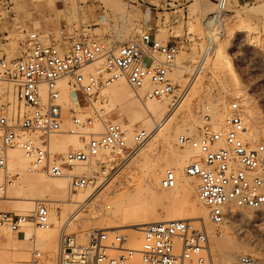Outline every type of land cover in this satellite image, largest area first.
Here are the masks:
<instances>
[{
  "label": "built area",
  "instance_id": "built-area-1",
  "mask_svg": "<svg viewBox=\"0 0 264 264\" xmlns=\"http://www.w3.org/2000/svg\"><path fill=\"white\" fill-rule=\"evenodd\" d=\"M5 24L22 31L6 0L0 2V28ZM25 33L19 57L9 58L0 51V172L7 166L8 151L18 147L28 160L30 172L64 178L69 191L89 190L95 194L152 139L156 128L136 129L129 145L121 123L106 119L102 110L86 113L84 104L92 108L102 87L123 79L134 90L147 85L145 97L167 101L168 113L173 114L185 100L191 83L180 87L169 77L182 44H163L149 30L115 47L63 30L59 38ZM6 38L0 36V41ZM91 65L96 67L88 71ZM64 93L73 101H64ZM209 116V108H205L202 120L208 123ZM67 119L69 125L63 130ZM96 121L102 124V131L95 138L88 136L86 141L85 130ZM61 133L82 139L85 147L51 153L49 137ZM245 133L243 109L236 100L229 103L217 130L205 125L198 137L180 135L177 139L180 147L197 151L183 174L198 180L196 196L209 222L217 228L224 223L230 207L251 211L264 207V138L250 143ZM94 160L99 164L97 171L75 174L76 168L91 166ZM2 182L0 195L4 196L13 180L7 177ZM175 186L174 172L164 171L160 187L170 190ZM29 222L40 230L51 228L48 207L37 204L31 217L0 211V228L12 233L20 232ZM140 233L137 248L118 232L95 230L84 243L63 233L52 260L33 249L28 264H215L203 225L172 220L146 224ZM235 264L259 262L241 255Z\"/></svg>",
  "mask_w": 264,
  "mask_h": 264
},
{
  "label": "rangeland",
  "instance_id": "rangeland-1",
  "mask_svg": "<svg viewBox=\"0 0 264 264\" xmlns=\"http://www.w3.org/2000/svg\"><path fill=\"white\" fill-rule=\"evenodd\" d=\"M6 1L10 3L15 18L22 28V31H16L10 28L8 24L0 28V36H7L5 40L0 41V51H3L9 58L19 57L22 54L25 32H38L49 38H59V32L63 30L75 33L77 36H81L87 40H101L110 47L129 43L136 39L140 33L146 31L147 25L144 18L146 8H157L163 14L159 25L150 31L151 35L163 44L168 41L181 42L182 44V52L176 57L175 64L178 62V65L185 67L186 70H181L182 68L176 69V65L174 64L175 66L171 69L169 77L180 87H183L188 81L191 83L185 100L174 112L175 114L173 113L174 115L171 118V124L175 125V123L179 122L180 126L183 127H180L182 130L176 132L171 147L162 143L159 137H155L156 140L153 138L155 141L151 139L148 144L140 148L134 155L137 157H132L127 163L120 166L117 173L110 180L111 184L106 193V197L109 199H103V195L99 198V203L95 205L86 204L77 207L72 204L60 205L58 202L49 200L48 197H41L33 193L25 196L26 200H22V202H17L14 198L16 196L9 190H6L4 196L0 195V211L31 217L35 206L37 204H44L48 207L50 216L52 215L60 222L54 232L55 241L50 238L44 241L42 239L40 246L35 245L36 247L34 248L30 236H26V232H23L24 230L17 233H12L8 230V236L14 242L11 245L7 240L6 232L0 228V264H14L13 253L16 248L28 253V261L33 249L40 251L44 258L52 260L54 257L50 249L51 242H55L56 247L59 235L63 233L65 235H73L79 243H82L78 235L88 231L82 227L83 225L95 223V225L99 226L98 229L102 230H104L105 226H118L105 213L107 207L104 208L103 205L114 201L117 195L125 191L139 190L140 194L147 192L145 196L146 201L155 216L160 217L164 214H172L173 207L167 201L154 200V196L147 191L149 190V183L146 181V174L152 166L160 169V178H162L164 171H174V154H182L185 150V147L182 148L178 145V137L180 135L198 137L205 125H209L210 129L215 130L211 117L214 111L220 107L221 102L224 103L226 114L230 102L237 100L241 105L240 100L248 97L252 102L253 108H251L258 118L254 121V118L250 119L249 129L253 127L264 129V12L260 11L264 10V0H73L72 3L68 0ZM256 11L261 13L256 14ZM242 26L245 27L242 28ZM179 28L178 37L168 36L164 32L167 30L174 34ZM220 32L221 34L218 35L217 33ZM212 33L215 36L213 40H210ZM223 42L227 44L224 45ZM220 45H224L223 47H225L226 53L231 60L238 80L236 84L226 67L222 66L220 60L217 61L219 58L217 57V52L220 49L219 47H221ZM94 67L96 65H91L88 68L93 69ZM88 71L91 70L88 69ZM177 71L180 72L177 73ZM129 88L135 91L130 86ZM236 91L240 93L235 95ZM145 99L147 100L145 95H143L140 100L143 103ZM167 104L168 102L166 101V108H168ZM84 108L86 113H91L95 110L101 112L102 110L105 113L106 119H110L111 121L112 119H118L117 121L120 119L119 123L123 126L129 125L132 120L137 129L148 130L150 128L149 130H151L156 128L155 131L157 130L156 123L152 124V127L151 125L146 126L137 114L130 113V115L127 114L126 116L121 110L116 107L114 108V104L110 102L109 96L102 91L99 92L98 101L92 108L87 107L85 104ZM205 108H209V123H205L202 120ZM68 125L69 120L67 119L63 125V130ZM219 125H222V123H219L218 127L215 128H220L221 126ZM190 126L191 129L189 128ZM98 127L102 129V124L96 121L91 129L85 130L87 134L85 135L86 141L90 137L89 134L99 129ZM188 128L190 130L186 134V129ZM135 130L136 128L131 130V134ZM68 135L70 134L61 133L50 136V143L51 138L62 139ZM261 137L258 138V141ZM252 142L256 143L255 141ZM149 143L152 145L151 150H148ZM83 144L82 148L85 147ZM71 147L69 146V149ZM49 150L51 153L62 154L66 152H53L51 148ZM195 157L189 161L194 160ZM188 162L182 166L180 170L182 172L175 173L174 171L177 185L181 183L182 177H184L197 187L198 180L196 178L193 177L192 179V177H186L183 174V168ZM7 171H9V175L4 174L5 177H2L1 183L7 177H11L13 182L15 177H18V172L10 171L9 169ZM83 171H88V169H84ZM92 172H95V170ZM36 175H43L45 178L55 181V179L41 173H36ZM153 191L159 194L161 191L166 193L168 190L162 189L158 182ZM69 192L71 194L77 193L73 191ZM195 196L196 188L188 199L189 203L195 202ZM131 202L132 204L136 203L135 199ZM186 207L184 206L185 209ZM229 209L225 212L224 223L219 228L213 226L209 220L205 224L206 230L210 232V235L208 234L209 246L210 252L212 251L213 260H215L213 255L217 252L214 242L215 244L219 242L218 239L220 242L232 240V242L238 243L237 245L240 250L241 248L243 250L244 247L264 256V207L259 211H251L238 207H230ZM232 211L236 212L237 217L234 216L233 218V216H230ZM63 212L64 216L62 215ZM195 225L199 226L202 224L195 223ZM120 234L125 235V233ZM257 260L261 263L259 259ZM213 262L219 264L216 261Z\"/></svg>",
  "mask_w": 264,
  "mask_h": 264
},
{
  "label": "bare ground",
  "instance_id": "bare-ground-1",
  "mask_svg": "<svg viewBox=\"0 0 264 264\" xmlns=\"http://www.w3.org/2000/svg\"><path fill=\"white\" fill-rule=\"evenodd\" d=\"M68 1L70 3L73 2V0H68ZM260 11L264 12V10L263 11L260 10ZM258 12L256 14L261 13V12L260 13H258ZM238 18L240 19V17H238ZM238 18H236V19H238ZM243 27H245V26H242V28ZM226 30H227V28H226ZM162 31H164V30H162ZM164 32L168 36L171 35L173 37H178L179 32H180V28L174 34L172 32L167 31V30H165ZM213 33H212L210 40L214 39L215 35ZM217 34L220 35L221 32L217 33ZM215 40H216V38H215ZM224 41H225V39H224ZM223 44L226 45L227 43L225 44L223 42ZM223 46L219 47L220 49H218L217 57H219V58L217 59V61L220 60L222 66L224 65L226 67V69L228 70L229 74L231 75L233 81L236 84V83H238L237 76L234 72V68H233V65L231 63V60H230L228 54L226 53V49ZM214 57H215V55H214ZM175 65H176V69L182 68L181 70H183V69L186 70L185 67L179 66L178 62H176ZM88 69L92 70L90 68H88ZM179 72L177 71V73H179ZM101 91L106 93L109 96L110 102H112L114 104V108L115 107L118 108L123 113H125L126 116H127V114L130 115V113H133V114L135 113V114H137L139 119L146 126L151 125V127H152V124L156 123L157 124V130L155 131V134L152 137V139L153 138L155 139V137H159L162 140V143H164L168 147H171V145L173 144V139H174L176 132H178L179 130H182L181 128H183L180 126L179 122L175 123V125L171 124V118L175 113L174 114L168 113V110L166 108V101H155V100H151V99L147 98V100L145 99V102H143V103L141 102V100H140L141 97L143 95L146 96L147 85H144L141 88H139L135 91H132V90H130L128 84H126V82L123 79H120V80L112 83L111 85L102 87ZM239 93H240L239 91H236L235 95H238ZM62 98L64 101H66L68 103L73 101L65 93L62 95ZM240 103L244 107L243 108V122H244V125L246 128V133H245L244 138L247 142H250V143H253L252 141L258 142V138L260 136H262V137L264 136V129L256 128V127L249 129L250 128L249 122H251L250 119L254 118L253 121L255 119H258L256 117L257 114H255L254 111L252 110V108H253L252 102L248 97H244L240 100ZM224 109H226V108H224V103L221 102L220 107L214 111V113L211 117V120L213 121L215 130L218 129L215 127H218V124L223 123V121L225 119L226 114H225ZM189 110H190V108H189ZM209 119H210V116H209ZM119 121H120V119H119ZM209 122H210V120L208 121V123ZM219 126H221V125H219ZM123 127L127 131V140H128V144L130 145L132 142L131 130H133L135 128L137 129V127L135 126V123L132 120H131V123L129 125H126ZM189 128L191 129V126ZM189 128L186 129V134H188V130H190ZM101 130H102L101 128L96 129V131L90 133V137L95 138V136H97V134L100 133ZM157 131H158V133H157ZM159 142L161 143V141H159ZM82 144H83L82 139L77 138L74 135H68L62 139L51 138L50 148L52 149L53 152H65L67 149H69V146H72V148H75V149H80V148L83 149ZM151 148H152V145L150 144L148 146V150H151ZM184 149L185 150L182 154H178V155L174 154L175 160H174V164H173V169H174L175 173L176 172H182V171H180L182 166L186 162H188L191 158H194L197 155L196 150L190 149L188 147H185ZM8 156H9V159H8V163H7V166L5 169H7V170L9 169L10 171L18 172V174H17L18 177L17 176L15 177L14 182L11 185V187L9 189L7 188L6 190L11 191L14 194V196H16L14 198L17 200V202L18 201L22 202V200L23 201L26 200L25 196H27L29 193H33V194L41 196V197H44V196L48 197L49 200L58 202V203H60V205L62 204L65 206L66 204H72V205H75L77 207H80V206H83L86 204L95 205V204L99 203L98 200L103 195H104L103 199L107 198L106 193L108 192L107 189H108L109 185L111 184V181L108 182L105 186H103L95 194H91V192L89 190L78 191L75 194H71L67 188L66 179L60 178V179H55V181H51V180L45 178L43 175L38 176V175H36V173L34 174V173L30 172L28 170V166H29L28 160H26V158L24 157V155L22 154V152L20 151V149L18 147L10 149L8 152ZM135 157H137V156H133V158H135ZM96 161L91 166L76 168L74 171L75 174H81L82 172H84L83 171L84 169H88V171H89V172L87 171L88 173H90L94 170L96 171V169L98 168V165H99ZM5 169L0 172V181L2 180V177L4 176V174L7 176L9 175V173H8L9 171H7ZM4 171H6V172H4ZM129 171H130V169H129ZM146 178H147L146 181H148V183H149V190H147V191L154 196V198H153V196H152V198L154 200H165V201H167V203H169L173 207L172 214H167V215L164 214L163 216L161 215L160 217L155 216L152 209L149 207V205L146 201L145 196H146L147 192L140 194L139 190L131 191V192L125 191L124 193L117 195L115 197L114 201L105 203V205H103L104 208L107 207L105 209L106 210L105 213L110 216L111 220L115 221L118 224V226H116V227H112L110 225L105 226L103 228L104 230H107L110 232L125 233V236L127 237L129 245L131 247L137 248L141 243L140 230L142 229V227L144 225L149 224V223L168 222V221H172V220H188V221H192L194 225H195V223H200L205 227V224L208 221L206 209L203 206V204L198 200L197 196H195V202L189 203L188 199H189L191 193L194 192V189L196 188V186L192 185L191 182L187 178L182 177V181L178 185H177V179H176V186L174 188L168 190L166 193L161 191L159 194L155 193L156 191L154 192L153 188L157 186L158 182L160 183V180H161L160 169L156 166H152L148 170V173L146 174ZM192 179H193V177H192ZM113 181H114V179H113ZM148 196H149V194H148ZM107 199H109V198H107ZM133 199H135V201H136L135 204H132V202H131ZM26 204H27V202H26ZM28 204H29V202H28ZM184 206H187L186 209L184 208ZM97 211H99V210H97ZM229 211H231V210L229 209ZM78 212H79V210H78ZM235 213L236 212L232 211L230 216L231 217L233 216V218H234V216L237 217ZM21 214L26 215L27 213H21ZM62 215L64 216V212L62 213ZM50 221L52 222L53 226L47 230H40V229L36 228L35 225H33L31 222H29V224L21 230V231L24 230L23 231L24 233L26 232V236H28V237L30 236V239L32 240L33 248L36 247L37 245L40 246V241L42 239L44 241V240L50 238L53 241H55L54 240V232L57 229V227L59 226L60 222L58 221L57 218L53 217L52 215L50 216ZM82 227L88 230V231H85V232L80 233L78 235L79 240L82 243L86 242L87 236L90 232L95 231V230H102L100 228L98 229L99 226L95 225V223H88L86 225H83ZM88 228H90V229H88ZM1 230L6 232V234H7L6 237H7L8 242L11 245H13L14 242L8 236V232H9L8 229L1 228ZM206 231H208L207 233L210 235L209 230H206ZM21 234H23V233H21ZM58 241H59V239L57 240V245H58ZM218 241L219 242H216V244L214 242V245H216L215 248H217V252L213 255L215 257V260H213V258H212L213 261H216L219 264H235L238 257L240 256V254H248V256H250V257L253 256L254 259L255 258L259 259L261 262L259 264H264V256L256 253V251L254 252V251L248 250L244 247H243V250H242V248L240 250V248L237 245L238 243L232 242V240L231 241L230 240H228V241L224 240L223 242H220V240L218 239ZM50 249H51V253L53 254V257H54L56 254V251H57V246L55 247V242H51ZM211 257H212V255H211ZM13 260H14V264H28V262H29L28 261V253L22 249L16 248L14 253H13Z\"/></svg>",
  "mask_w": 264,
  "mask_h": 264
},
{
  "label": "crops",
  "instance_id": "crops-1",
  "mask_svg": "<svg viewBox=\"0 0 264 264\" xmlns=\"http://www.w3.org/2000/svg\"><path fill=\"white\" fill-rule=\"evenodd\" d=\"M144 12H145L144 18L146 20V25H147L146 30H149L150 32L154 27L159 25L163 13L160 12L157 8H152V7H147ZM154 39H156V37H154Z\"/></svg>",
  "mask_w": 264,
  "mask_h": 264
}]
</instances>
